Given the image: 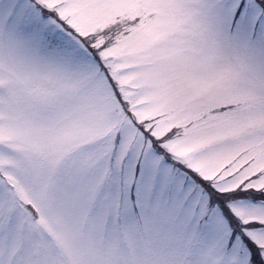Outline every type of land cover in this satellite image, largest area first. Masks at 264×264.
Masks as SVG:
<instances>
[{"label":"snow or ice","instance_id":"1","mask_svg":"<svg viewBox=\"0 0 264 264\" xmlns=\"http://www.w3.org/2000/svg\"><path fill=\"white\" fill-rule=\"evenodd\" d=\"M0 264H264V0H0Z\"/></svg>","mask_w":264,"mask_h":264}]
</instances>
